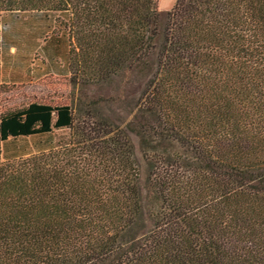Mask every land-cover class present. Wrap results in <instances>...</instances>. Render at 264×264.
<instances>
[{"label": "trees", "instance_id": "trees-1", "mask_svg": "<svg viewBox=\"0 0 264 264\" xmlns=\"http://www.w3.org/2000/svg\"><path fill=\"white\" fill-rule=\"evenodd\" d=\"M158 4L0 0V89L28 33L67 38L75 84L142 86L126 124L0 111V264H264V0Z\"/></svg>", "mask_w": 264, "mask_h": 264}, {"label": "rangeland", "instance_id": "rangeland-1", "mask_svg": "<svg viewBox=\"0 0 264 264\" xmlns=\"http://www.w3.org/2000/svg\"><path fill=\"white\" fill-rule=\"evenodd\" d=\"M176 0H159L162 16L171 11ZM142 86L138 82L113 85L75 84L69 78H47L25 85H8L0 89V111L23 107L37 101L53 105L69 104L78 106L80 102L100 99V110L116 123L126 124L133 116V107L140 97ZM56 142L69 139V130L56 131ZM137 155L141 158L138 139L134 137ZM21 144V142H19Z\"/></svg>", "mask_w": 264, "mask_h": 264}, {"label": "crops", "instance_id": "crops-1", "mask_svg": "<svg viewBox=\"0 0 264 264\" xmlns=\"http://www.w3.org/2000/svg\"><path fill=\"white\" fill-rule=\"evenodd\" d=\"M30 35V48L22 44L19 49L11 46L3 55L1 78L7 83H34L47 78L68 79L69 70L68 40L65 36L40 38Z\"/></svg>", "mask_w": 264, "mask_h": 264}]
</instances>
